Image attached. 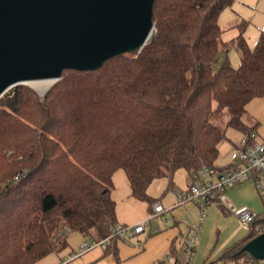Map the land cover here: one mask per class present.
<instances>
[{"label": "trees", "instance_id": "1", "mask_svg": "<svg viewBox=\"0 0 264 264\" xmlns=\"http://www.w3.org/2000/svg\"><path fill=\"white\" fill-rule=\"evenodd\" d=\"M234 1L153 0L154 32L139 51L94 70L63 69L43 95L17 84L0 96V264H32L65 246L70 231L108 235L117 223L116 169L151 204L155 178L170 187L179 168L191 177L202 166L218 169L227 130L253 132L245 104L264 96V30L250 47L248 22L234 25L228 44L240 63L232 66L218 17ZM263 230L264 209L233 255L257 263L240 249Z\"/></svg>", "mask_w": 264, "mask_h": 264}, {"label": "crops", "instance_id": "2", "mask_svg": "<svg viewBox=\"0 0 264 264\" xmlns=\"http://www.w3.org/2000/svg\"><path fill=\"white\" fill-rule=\"evenodd\" d=\"M245 110L244 120L255 125L253 132L256 138L264 142V96L250 99L245 104ZM242 136L240 130H227L226 137L218 143V157L215 161L218 169L230 164L228 154L240 145ZM191 181V175L183 168L174 172L170 187H167L166 177L155 178L147 187V194L155 198L152 203L159 201L163 205V211L152 213L148 201L132 195L123 169H116L112 174L111 197L115 202L117 223L134 224L143 221L144 230L132 237H115L108 248L94 246L73 258L70 256L84 236L78 231H70L66 235L65 246L32 264H117L114 249L122 264H184L185 254L181 242L189 235L188 228L197 219L199 207L192 201L177 203V195L185 191ZM224 195L236 206L247 205L255 211H262V201L250 179L227 189ZM244 231L247 230L221 204L211 203L205 209L191 264H219L223 261L231 264H258L259 261L253 263L247 260L244 254L233 255V245L241 241Z\"/></svg>", "mask_w": 264, "mask_h": 264}, {"label": "water", "instance_id": "3", "mask_svg": "<svg viewBox=\"0 0 264 264\" xmlns=\"http://www.w3.org/2000/svg\"><path fill=\"white\" fill-rule=\"evenodd\" d=\"M152 4L0 0V96L17 84L51 79L44 94L63 69L94 70L114 55L139 51L154 32ZM240 250L264 258V230Z\"/></svg>", "mask_w": 264, "mask_h": 264}, {"label": "built area", "instance_id": "4", "mask_svg": "<svg viewBox=\"0 0 264 264\" xmlns=\"http://www.w3.org/2000/svg\"><path fill=\"white\" fill-rule=\"evenodd\" d=\"M229 156L231 162L224 168L211 169L202 166L192 175V181L187 189L177 195V203L192 201L197 203L199 207L197 219L188 228L189 235L184 237L181 242V249L185 254L184 264H191L205 216V209L211 203L221 204L245 230H248L257 218L258 213L253 208L247 205L236 206L229 201L224 195L227 189L250 179L253 181L261 201L264 202V142L256 138L255 132H251L248 136L243 135L240 145L234 147ZM17 178L18 175H15L14 179ZM151 207L152 213L163 211V205L159 201L151 203ZM254 229L259 231L262 229V225H255ZM143 230V221L134 224L116 223L105 237L96 239L83 237L70 257H76L94 246L105 249L112 237H132ZM258 264H264V258L259 259Z\"/></svg>", "mask_w": 264, "mask_h": 264}, {"label": "rangeland", "instance_id": "5", "mask_svg": "<svg viewBox=\"0 0 264 264\" xmlns=\"http://www.w3.org/2000/svg\"><path fill=\"white\" fill-rule=\"evenodd\" d=\"M243 20L248 22L243 35L248 45L252 47L257 41L260 30L264 29V0H235L231 6L224 8L219 14L218 23L222 29L221 39L223 41L221 43V48L224 49L221 54H225L228 62L234 67L239 66L240 59L237 51L233 47H230L228 42L238 33V30L234 25ZM219 63L220 60L216 61V64ZM33 89L35 90V88ZM35 91L38 92L37 90ZM229 155L230 154H228V156ZM262 204L263 211L264 202H262ZM256 212L261 213L258 211ZM244 232L246 233L247 231ZM226 263L231 264L227 261H223L219 264Z\"/></svg>", "mask_w": 264, "mask_h": 264}, {"label": "bare ground", "instance_id": "6", "mask_svg": "<svg viewBox=\"0 0 264 264\" xmlns=\"http://www.w3.org/2000/svg\"><path fill=\"white\" fill-rule=\"evenodd\" d=\"M51 82L52 80L48 78L34 79V80L27 81V83L31 85L33 88H35V90H37L39 94H43V92L49 86Z\"/></svg>", "mask_w": 264, "mask_h": 264}]
</instances>
